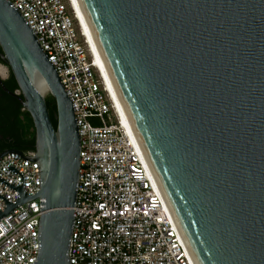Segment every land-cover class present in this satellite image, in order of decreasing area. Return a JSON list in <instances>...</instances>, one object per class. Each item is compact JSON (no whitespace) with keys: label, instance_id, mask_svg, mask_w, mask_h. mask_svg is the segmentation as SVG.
Wrapping results in <instances>:
<instances>
[{"label":"water","instance_id":"1","mask_svg":"<svg viewBox=\"0 0 264 264\" xmlns=\"http://www.w3.org/2000/svg\"><path fill=\"white\" fill-rule=\"evenodd\" d=\"M193 264H264V0H79ZM0 61L28 113L43 200L35 264H69L79 137L32 30L0 0ZM55 104L53 128L45 98ZM22 155L11 149L0 153ZM8 206L4 214L12 210Z\"/></svg>","mask_w":264,"mask_h":264},{"label":"built area","instance_id":"2","mask_svg":"<svg viewBox=\"0 0 264 264\" xmlns=\"http://www.w3.org/2000/svg\"><path fill=\"white\" fill-rule=\"evenodd\" d=\"M59 78L79 137L69 264H193L71 0H5ZM33 152L0 159V264H35L43 200Z\"/></svg>","mask_w":264,"mask_h":264},{"label":"trees","instance_id":"3","mask_svg":"<svg viewBox=\"0 0 264 264\" xmlns=\"http://www.w3.org/2000/svg\"><path fill=\"white\" fill-rule=\"evenodd\" d=\"M1 62V61H0ZM10 92L17 90V85L10 73L9 79L3 82ZM7 102L0 103V153L6 150H19L22 153L34 152V128L30 116L22 110L17 101L0 92ZM53 128L56 121L53 119L55 104L52 98H45Z\"/></svg>","mask_w":264,"mask_h":264},{"label":"bare ground","instance_id":"4","mask_svg":"<svg viewBox=\"0 0 264 264\" xmlns=\"http://www.w3.org/2000/svg\"><path fill=\"white\" fill-rule=\"evenodd\" d=\"M71 1H72V3H73L74 9H75V11H76L78 17L80 18V20H81V21L83 22V24H84V28L86 29V32H87L88 37H89V40H90L92 46L94 47V49H95V51H96V54L98 55V59L100 60V62H101V64H102V68H103V72H104V77H105V79H106L108 85L110 86V88H111V90H112V92H113V94H114V96H115L117 102H118V99H117V97H116V94H115V92H114V89H113V87H112V84H111V82H110V79H109V76H108V73H107V70H106L105 64H104L103 59H102V57H101V55H100V52H99V49H98V47H97V44H96V42H95V40H94V37H93V35H92V33H91V30H90V27H89V25H88V23H87V20H86V18H85V15H84V13H83V11H82V7H81V5H80V3H79V0H71ZM0 74H1V73H0ZM118 105H119V108H120V110H121V113H122V115H123V117H124V119H125V121H126V125H127V127L129 128V130H130V132H131V134H132V136H133V138H134V140H135V142H136V145L138 146V148H139V150H140V152H141V154H142V156H143V153H142V151H141V149H140V147H139V145H138V143H137V141H136V139H135V137H134V135H133V133H132V131H131V128H130V126H129V124H128V122H127V120H126V118H125V116H124V114H123V111H122V109H121V106H120L119 102H118ZM143 157H144V156H143ZM144 160H145V158H144ZM145 162H146V160H145ZM146 164H147V162H146ZM147 165H148V164H147ZM147 169H148V171L150 172V175H151V177H152V181L154 182V184H155L156 187H157V184H156V182H155V180H154V178H153V176H152V173H151L150 169L148 168V166H147ZM157 189H158V187H157ZM158 190H159V189H158ZM159 193H160V191H159ZM160 195H161V193H160Z\"/></svg>","mask_w":264,"mask_h":264},{"label":"flooded vegetation","instance_id":"5","mask_svg":"<svg viewBox=\"0 0 264 264\" xmlns=\"http://www.w3.org/2000/svg\"><path fill=\"white\" fill-rule=\"evenodd\" d=\"M0 67H3V68H6V77L4 78V77H2V76H0V80L2 81V83L4 82V81H6V80H8L9 79V76H10V71H9V69L7 68V66L4 64V63H2V62H0ZM3 85H4V83H3ZM5 86V85H4ZM6 88V87H5ZM7 89V88H6ZM0 92H2V93H4L2 90H1V88H0ZM10 92V91H9ZM17 92V90L15 91V92H11V93H16ZM5 94V93H4ZM5 95H7V94H5ZM8 96V95H7ZM8 97H10V96H8ZM11 98V97H10ZM13 99V98H12ZM15 100V99H14ZM16 101V100H15ZM2 102H7L6 101V99H4L3 97H2V94L0 93V103H2ZM2 152H4V151H2ZM1 152V153H2Z\"/></svg>","mask_w":264,"mask_h":264},{"label":"rangeland","instance_id":"6","mask_svg":"<svg viewBox=\"0 0 264 264\" xmlns=\"http://www.w3.org/2000/svg\"><path fill=\"white\" fill-rule=\"evenodd\" d=\"M0 76H2V77H6V68H3V67H0Z\"/></svg>","mask_w":264,"mask_h":264}]
</instances>
